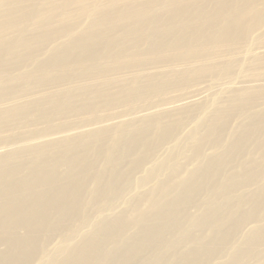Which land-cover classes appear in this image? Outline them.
Returning a JSON list of instances; mask_svg holds the SVG:
<instances>
[{
	"label": "bare ground",
	"instance_id": "1",
	"mask_svg": "<svg viewBox=\"0 0 264 264\" xmlns=\"http://www.w3.org/2000/svg\"><path fill=\"white\" fill-rule=\"evenodd\" d=\"M263 37L264 0H0V264H264Z\"/></svg>",
	"mask_w": 264,
	"mask_h": 264
},
{
	"label": "rangeland",
	"instance_id": "2",
	"mask_svg": "<svg viewBox=\"0 0 264 264\" xmlns=\"http://www.w3.org/2000/svg\"><path fill=\"white\" fill-rule=\"evenodd\" d=\"M262 41H263V43H264V37H263ZM180 65H181V64H180ZM257 66H258L260 69H264V64H263V63L257 64ZM246 70H247V68L244 69V70H242L240 77H244L245 75H247ZM122 75H123V74H121V76H122ZM212 77H213V76H210V77H203V78L200 80V81H201L200 83H203V84L212 83V82H213V80H212L213 78H212ZM216 81H218V79H217ZM152 98L157 99L156 96H152ZM147 189H148V186L145 187L143 190H139V191H137V192H141V191H144V190H147ZM137 192H136V193H137Z\"/></svg>",
	"mask_w": 264,
	"mask_h": 264
}]
</instances>
